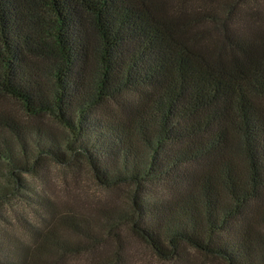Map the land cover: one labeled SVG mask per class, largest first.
Wrapping results in <instances>:
<instances>
[{
  "label": "trees",
  "instance_id": "1",
  "mask_svg": "<svg viewBox=\"0 0 264 264\" xmlns=\"http://www.w3.org/2000/svg\"><path fill=\"white\" fill-rule=\"evenodd\" d=\"M165 17L152 0H0V95L53 121L0 111V201L41 205L22 174L80 157L131 189L127 210L65 215L29 252L0 240V264L96 251L124 222L163 260L190 247L264 264V38L203 52Z\"/></svg>",
  "mask_w": 264,
  "mask_h": 264
},
{
  "label": "rangeland",
  "instance_id": "2",
  "mask_svg": "<svg viewBox=\"0 0 264 264\" xmlns=\"http://www.w3.org/2000/svg\"><path fill=\"white\" fill-rule=\"evenodd\" d=\"M152 1L163 6L166 22L178 30L182 39L203 52L229 41L256 45L264 38V0ZM0 111L9 112L24 122L42 125L53 122L49 118L26 117L16 101L6 95H0ZM22 177L33 189V192L22 190L23 195L44 201L36 205L17 193L0 201V240L12 248L22 247L25 252H29L27 249L39 238L37 233L45 231L51 223L57 224L65 215L82 214L96 221L102 217L103 209L113 206L123 211L128 209L130 186L107 188L99 185L81 157L68 166L47 161L35 172L22 174ZM9 183L5 174L0 173V184ZM61 228L65 232L68 230ZM117 231L118 240L109 237L98 250L66 255L57 264H96L114 251L118 255L115 264H227L223 258L204 255L190 247H181L178 257L163 260L132 234L129 223L124 222Z\"/></svg>",
  "mask_w": 264,
  "mask_h": 264
}]
</instances>
